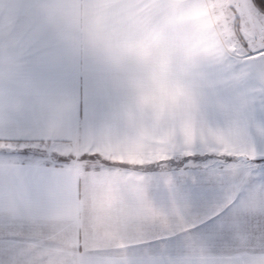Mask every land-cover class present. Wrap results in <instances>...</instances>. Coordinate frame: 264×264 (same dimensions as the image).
<instances>
[{"label":"crops","instance_id":"1","mask_svg":"<svg viewBox=\"0 0 264 264\" xmlns=\"http://www.w3.org/2000/svg\"><path fill=\"white\" fill-rule=\"evenodd\" d=\"M52 47L27 43L0 52V136L52 142L62 155L97 153L110 163L89 170L80 159L60 167L20 168L16 162L29 159H0V209L25 206L42 223L68 211L69 203L83 210L85 202L118 198L131 208L137 197H148L161 211L175 205L186 213V227L131 243L124 256L119 250L95 249L93 264H119L125 257L126 264H183L201 254L231 258L264 251V130L259 128L264 92L257 78L226 88L221 94L225 107L206 111L205 121L222 128L227 114H239V128L261 155L253 161L220 157L219 167L203 160L197 169H178V157L167 161L176 143L166 149L114 143L110 137L118 119L98 67L73 45L68 50ZM190 130L185 141L196 135ZM8 225L16 233L10 244H0V264L20 258L24 242L18 226L0 216V232ZM78 250L84 251L83 243Z\"/></svg>","mask_w":264,"mask_h":264},{"label":"clouds","instance_id":"2","mask_svg":"<svg viewBox=\"0 0 264 264\" xmlns=\"http://www.w3.org/2000/svg\"><path fill=\"white\" fill-rule=\"evenodd\" d=\"M231 3L38 0L37 9L45 28L98 67L118 119L113 142L166 149L183 141L188 129L198 134L208 107L223 109L222 92L247 77ZM251 20L264 25V17ZM242 30L250 36L251 21ZM259 128L264 130V122ZM0 216L24 236L20 258L13 264H93L95 249L119 250L124 256L127 245L183 228L188 219L179 207L161 211L148 197H137L131 208L118 198L85 202L83 210L69 203L68 211L49 215L42 223L25 206L5 207ZM81 243L83 252L78 250ZM119 264H126V257Z\"/></svg>","mask_w":264,"mask_h":264},{"label":"snow or ice","instance_id":"3","mask_svg":"<svg viewBox=\"0 0 264 264\" xmlns=\"http://www.w3.org/2000/svg\"><path fill=\"white\" fill-rule=\"evenodd\" d=\"M238 7L242 9L243 5H238ZM246 21H251L254 27V31L250 36L242 30ZM234 24H238L240 29L238 38L243 51L244 62L248 65L247 77L257 78L261 84L260 91L264 92V25H261L258 20L246 19L242 11L239 19L234 20ZM257 25H260L259 31L255 30ZM227 115L225 127H213L205 121L199 133L193 138L177 142L173 147L172 155L168 157L167 161L177 156H194L198 152L199 154H213L218 157H235L238 160L246 161L257 159L261 153L257 151L253 144L246 140L242 129L239 128L241 121L239 114L235 117L231 114ZM20 135H24V133ZM17 147H31L42 154L40 159H29L27 163L23 161L16 162V165L20 168H31L34 165H38L41 168L60 167L70 163L71 159H75V157L61 156L59 153H50L46 148L39 147L37 142L19 145L12 138L0 136V152L14 151ZM61 157L66 158V160H60ZM79 159L85 163L86 170L110 163L97 153H85ZM97 161H100V164H97ZM166 180L171 183L170 178H166ZM261 210H264V207ZM187 224L188 219L183 227H186ZM7 227V231L0 232V244L2 245L10 244L16 233L12 225ZM183 264H264V251L231 258H215L201 254L188 258Z\"/></svg>","mask_w":264,"mask_h":264},{"label":"rangeland","instance_id":"4","mask_svg":"<svg viewBox=\"0 0 264 264\" xmlns=\"http://www.w3.org/2000/svg\"><path fill=\"white\" fill-rule=\"evenodd\" d=\"M38 0H0V52L8 51L9 48L16 46H23L27 43L44 44L56 47L57 50H68V46L72 45L66 39L52 33L45 28L42 19L37 9ZM243 5V8L238 7ZM264 0H232L230 4L231 13L234 20H238L241 11L246 19H253L257 17H264ZM234 30L239 32V25L234 24ZM48 34H52L53 38L47 39ZM48 35V36H46ZM52 47V48H53ZM220 109L217 106L210 105L207 111ZM212 121L214 118H210ZM190 135L196 134L194 131H189ZM189 135V134H188ZM19 145L30 144L35 142H16ZM39 147L46 148L50 153H59L58 145L52 142H37ZM60 154V153H59ZM75 157L70 162H77L79 157L73 155H62ZM41 158L42 154L31 147H17L14 151L0 152V159H14V158ZM178 169L194 168L200 166V162L207 160L211 166H220V157L213 154H199L194 156H177ZM64 161L66 158L61 157ZM100 164V161L96 162ZM163 167V166H162Z\"/></svg>","mask_w":264,"mask_h":264},{"label":"trees","instance_id":"5","mask_svg":"<svg viewBox=\"0 0 264 264\" xmlns=\"http://www.w3.org/2000/svg\"><path fill=\"white\" fill-rule=\"evenodd\" d=\"M256 1V0H255ZM263 8V7H262ZM264 11V8L262 9Z\"/></svg>","mask_w":264,"mask_h":264}]
</instances>
